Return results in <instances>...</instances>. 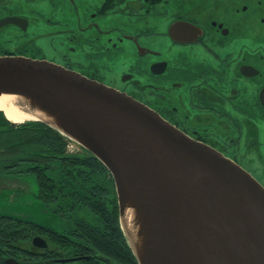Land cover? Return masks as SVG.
I'll list each match as a JSON object with an SVG mask.
<instances>
[{"label": "flooded vegetation", "instance_id": "1", "mask_svg": "<svg viewBox=\"0 0 264 264\" xmlns=\"http://www.w3.org/2000/svg\"><path fill=\"white\" fill-rule=\"evenodd\" d=\"M96 2L88 7L84 24L80 15L85 7L77 5L76 27L72 20L66 27L63 13L61 20L50 17L49 4H58L53 0H0V56L48 60L78 71L143 102L237 163L255 159L264 165V0H201L198 7L191 2L188 8L175 0L171 11L181 13L173 20L166 17L169 12L159 11L168 0ZM176 22L189 25V34L180 40L169 33ZM76 28L84 39H79ZM248 171L263 175L256 166ZM36 197L58 225L27 219L24 254L15 253L16 258L7 253L5 262H115L106 250V244L115 243L104 239L105 247L97 245L68 215L46 204L39 187ZM35 240L45 246H37Z\"/></svg>", "mask_w": 264, "mask_h": 264}, {"label": "water", "instance_id": "2", "mask_svg": "<svg viewBox=\"0 0 264 264\" xmlns=\"http://www.w3.org/2000/svg\"><path fill=\"white\" fill-rule=\"evenodd\" d=\"M188 30L176 22L169 33L180 40ZM4 95L51 116L54 122L31 120L79 143L109 170L138 264H264V186L219 150L128 94L48 60L0 56Z\"/></svg>", "mask_w": 264, "mask_h": 264}, {"label": "trees", "instance_id": "3", "mask_svg": "<svg viewBox=\"0 0 264 264\" xmlns=\"http://www.w3.org/2000/svg\"><path fill=\"white\" fill-rule=\"evenodd\" d=\"M2 111L0 173L31 174L38 182L40 198L79 224L86 237L99 246L104 239L115 243L113 258L105 257L116 264H128L131 257L138 264L121 229L115 182L104 164L83 147L69 151L67 138L46 123L16 125ZM27 221L0 215V264H6L7 253L16 258L24 254Z\"/></svg>", "mask_w": 264, "mask_h": 264}, {"label": "rangeland", "instance_id": "4", "mask_svg": "<svg viewBox=\"0 0 264 264\" xmlns=\"http://www.w3.org/2000/svg\"><path fill=\"white\" fill-rule=\"evenodd\" d=\"M54 2L58 4H49L48 10L51 11L50 17L61 20V13L65 15L66 21L65 26H70V20L74 22V26L76 27V24L78 22L79 16L76 14V8L77 5L79 8L85 7V13L83 15H80V22L81 24L85 23V14L88 13V7L94 6L95 3H93V0H69V2H64L63 0H53ZM131 1L133 0H127L128 4H131ZM150 1V0H149ZM175 0H168L167 3H163L160 6L159 11L161 14H165L167 12L168 15L166 17L173 20L178 16L181 12L175 11L172 9V4H174ZM103 0H97L96 3H102ZM154 3V0H152ZM193 2L194 5L198 7L201 0H181L180 6H184L186 4V7H190L189 3ZM76 6V7H75ZM124 9L127 10L126 6H124ZM55 13H58V15H55ZM165 26L164 24L162 25ZM48 32L50 31L47 29ZM76 34L79 36V39H84L85 36L80 33L76 28ZM262 43L264 44V40H262ZM160 50L163 51V48L160 46ZM51 45L47 44V54H51ZM52 57V56H50ZM162 57H164L162 55ZM53 60L52 58H49ZM55 61V60H53ZM5 113V112H4ZM263 123V122H262ZM262 139L264 141V131H262ZM76 145V144H75ZM78 146V145H76ZM256 150V149H255ZM254 151V150H253ZM245 153L244 151H240V154ZM264 157V152H263ZM242 166H244L247 170H251L252 167L256 166L258 168V171H261L263 175L256 176L257 179H261V183L264 185V165L260 164L257 165V161L255 159H251L248 161V164L245 162L241 163ZM0 176H3V180L0 181V215L1 214H10V215H17L21 216L25 219H29L32 221H35L37 223H40L45 226H57L58 225V219L52 216V214H49L45 205L38 200L36 197V193L38 190V185L36 182V179L31 174H24V175H15V174H5L0 173ZM9 180V181H8ZM17 181L18 183H15ZM117 193V192H116ZM116 240V239H112ZM105 247V244L103 245ZM106 249L108 251H114V247L111 244H106ZM138 263V262H137ZM128 264H135V261L129 257Z\"/></svg>", "mask_w": 264, "mask_h": 264}, {"label": "bare ground", "instance_id": "5", "mask_svg": "<svg viewBox=\"0 0 264 264\" xmlns=\"http://www.w3.org/2000/svg\"><path fill=\"white\" fill-rule=\"evenodd\" d=\"M0 109L3 110L1 111L3 112L4 116L16 125L24 123L27 120L36 119L37 117L43 118L50 122L55 121V119H53L48 114L44 116L38 111L31 112L29 102L25 101L23 98L4 95L0 98ZM132 215V211H127L126 218L128 217L130 222L132 220Z\"/></svg>", "mask_w": 264, "mask_h": 264}]
</instances>
